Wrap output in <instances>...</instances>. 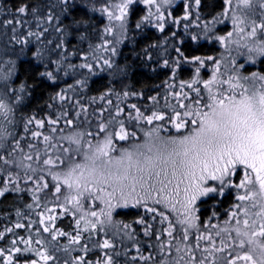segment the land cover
<instances>
[{
  "label": "trees",
  "instance_id": "16d2710c",
  "mask_svg": "<svg viewBox=\"0 0 264 264\" xmlns=\"http://www.w3.org/2000/svg\"><path fill=\"white\" fill-rule=\"evenodd\" d=\"M118 2L121 1L0 0V75L11 73L6 82L7 88L4 87L5 82L0 80V100L16 117V120L12 121L7 112L5 119L3 110H0V131L7 130V138L0 142V155H6L15 141L19 140L23 152L18 150L13 153V157L19 160L23 155H32L34 159L25 163H31L37 171L29 172V175H33L34 180L42 176L43 180H38L41 186L43 183L49 184L47 189L36 191L32 181L24 183L27 176L20 170L19 188L24 190L11 191L5 197H0V233L3 234L0 237V249L4 251V255L0 256V264H5L9 255L13 257V264L19 257H27L36 260L37 264H43L36 255L38 251L47 252L55 258L49 260L48 264H79L80 257L89 264H106L109 256L112 258V264H158L161 246L165 258L169 253L175 257V249L179 246L182 249L179 255L184 256L186 264H199L201 260L204 264H226L230 257L228 254L222 262L218 261L216 253L220 250L204 255L207 245L195 247L190 238L198 234L197 227L184 226L172 218L170 210L162 204H147L148 207H155L156 213L147 212L144 206L113 208L109 222L105 215L108 211L102 206L101 199L86 195L77 209L66 203V187H62L59 194L54 191L53 185L57 181L52 180L49 170L63 174L71 163L83 161L73 151V144H70L69 140L45 145V140H41L43 135L49 133L53 127L63 128V131L74 126L78 128L80 121L76 117L81 118L80 115L93 119L102 118L104 113L97 117L101 109L103 112L112 111L111 116L115 119L116 128L120 127L119 122H123L127 131L136 129L141 134L144 130L158 127L162 123L169 125L167 119L170 114H166L162 103L168 95L162 84L174 72L175 64L173 67L170 64L177 53L176 47L187 58L220 53V45L212 36L210 38L206 35L212 34L211 31H204L201 26L213 23L211 20L223 8L224 0H201L197 8L200 18V26L195 29L197 40L187 37L180 43L176 40L182 32L177 24L174 23L161 31L160 28L150 25L146 18H142L144 7L137 3L126 16V25L119 27L112 22V11L108 12V8ZM105 4L106 7H103ZM23 5L29 7L28 11L22 14L17 9ZM32 9L36 11L33 12ZM220 26L219 29L223 30V33L228 30L229 23L225 21ZM117 30L122 31L121 38L117 36L120 34ZM109 33L111 37L107 44L115 49L107 56L111 67L104 61L94 62L97 48L105 43V35H110ZM85 64L91 65V70L82 67ZM257 66L264 71V56L257 61ZM193 68L182 66L177 69L175 76L178 79L192 78ZM250 68L249 66L246 69ZM48 73H51V76ZM157 88H161V92L154 97ZM110 91L119 96L118 99L112 96L111 104L100 98L102 94ZM125 92L128 93L127 96L124 95ZM118 109L123 111H120L119 115ZM136 109L142 112L140 118H137V112H134ZM69 111L82 112L73 115ZM154 111L164 113L165 120L154 121L152 124L143 121L144 117ZM30 119L32 123H28ZM69 120L71 125L67 123ZM37 121L43 122V126L37 124ZM92 129L95 128L90 127L83 131L80 129L78 133L87 139L88 131ZM33 132H39L41 135L33 136ZM8 133L11 135H7ZM29 145L33 147L29 148ZM64 148L72 150L73 161L66 159ZM37 153L39 161L35 160ZM57 157L65 163L59 164ZM48 158L59 166L43 165L42 161ZM7 171L0 168V180L7 178ZM12 171L13 179H16L17 170ZM34 195L37 199H33ZM233 195L232 189H227L220 196L210 194L200 198L197 202L195 225H204L210 216L224 215V207L236 200ZM28 205L32 207L29 208ZM92 212L97 215L93 217ZM160 213H163V216ZM50 216L54 219L49 220ZM97 219L104 223H97L93 229L91 224ZM141 219L144 223L137 222ZM17 224L23 226L16 227ZM125 225L128 227L125 228ZM45 227H48L49 231L45 232ZM146 228L148 235L145 234ZM185 230L188 238L178 245L177 239L184 235ZM57 231L64 232L65 235H58L53 240L52 235ZM169 231L173 236L168 235ZM202 232L205 233V230ZM77 235L80 241L73 243L72 238ZM106 240L112 245L111 248L103 247ZM16 247L22 250L27 247L32 251L14 253ZM193 257L195 259H191Z\"/></svg>",
  "mask_w": 264,
  "mask_h": 264
},
{
  "label": "snow or ice",
  "instance_id": "6c2138e0",
  "mask_svg": "<svg viewBox=\"0 0 264 264\" xmlns=\"http://www.w3.org/2000/svg\"><path fill=\"white\" fill-rule=\"evenodd\" d=\"M168 2L169 0H162V3ZM132 3L133 0H124V3L118 5L117 7L121 15L116 16L115 19L122 20L126 14L125 9ZM145 3L154 5L157 3V0H145ZM194 3L199 6L201 0H194ZM225 3L231 4V0H225ZM240 4L244 8H249L252 5V0H240ZM28 7V5H23L17 11L22 14L26 13ZM260 7L264 8V0H261ZM32 11L35 12L36 10L32 9ZM159 11V6H157V12ZM224 15H227V13L225 12ZM164 19L165 17L162 13L157 17L158 21H163ZM183 19L187 20L188 15L185 14ZM9 23H12V21H9ZM173 23H179V21L175 20ZM233 23L243 24L245 21L234 16ZM137 27H139V24H137ZM159 27L163 31L164 25L159 24ZM243 30L242 28H237V31ZM258 30L261 38L259 42L255 41V39L253 40L254 46L249 47L248 52L264 56V22L257 24L255 20H252L251 31L248 33V36L251 38L257 37ZM29 34L31 35V33ZM231 35L232 33L229 32L228 36L230 37ZM193 39H196V37H193ZM218 39L221 43L225 40L224 37H219ZM245 46L247 47V45ZM114 51L115 49H113ZM177 52L183 58L184 54L180 52L179 48H177ZM207 59L212 60L213 58L208 57ZM104 63L111 67L109 61L105 60ZM165 63L167 64V61ZM191 63L197 65L195 73L199 76L200 69L205 65V61L201 57L196 56L192 58ZM177 66H179V61H177ZM82 67L91 70V65L85 64ZM48 75L51 76V73H48ZM10 76L11 73L0 75V80L5 82L4 87L6 88L8 87L6 82ZM239 79L241 78L230 77L229 81L225 82L230 83L232 88L239 87L241 91L238 94L222 97L212 94V85L216 83L215 74L212 79L204 81L203 86L208 90V99L211 101L204 104V107L208 109L207 111L199 107L193 108L183 103L180 104V108L184 109L183 112L173 110L174 115L169 116L168 120L177 132L182 128H190V132L187 135L169 137L167 140L156 137L155 140H148L134 145L131 151L123 149L119 156L113 157L110 153L115 151L113 147L114 139L126 141L130 136L134 137L135 133L127 132L123 122H119L120 129L118 132L109 131L108 126L111 124V121L101 123L99 125V133L104 134L103 141L98 143L95 148H93L91 143L87 145V150H83V162L71 163V166L63 174L59 172L52 173L49 170L52 180L57 181L53 185L55 193H61L62 187H66L68 194L65 196V201L77 207V209L81 206V199L86 195L95 199H104V196H106L107 199H104V202L109 211L105 215L110 222L112 217L111 210L117 206L112 204V200L117 199V192L119 193L118 205H120V202H123L121 206L128 207L129 200H132V207L144 206L147 212L156 213L157 209L155 207H148L147 201L153 199L156 205L164 203L165 197L162 194L172 184L173 180H176L175 188L177 194L179 193V185L181 183L185 184L183 189L185 199L182 202L185 212L184 219L180 223L193 227L195 226L194 221L197 219L194 215L196 211L194 207L195 201L210 194H223V186L229 185L231 177L237 171V167L243 166L245 169H251V172L255 173V177L251 178L249 173L245 171L244 178L236 186L245 188L246 191L244 195L238 196V199L244 201L253 200L255 197H258L261 201H264V88L257 90L253 87L250 91L238 83ZM242 79L247 80L249 78L243 77ZM252 79L254 81L256 79L264 81V75L257 76L256 73H253ZM233 80H236L237 83H231ZM196 83H199V81L193 79L187 86L191 89ZM21 90H23V87ZM193 91L196 92L197 97H200L199 88H194ZM124 95L127 96L128 93L125 92ZM184 96L187 98V93ZM194 103L198 106L200 99H196ZM131 107L136 108L135 105H131ZM0 110H3L2 114L7 119L9 109L2 100H0ZM120 111L122 109L117 110V115H119ZM136 111L137 118H140L142 114L139 112V109H136ZM144 119L148 124H152L154 120H165V116L152 112L151 115L144 117ZM28 123H32V120L30 119ZM52 123H55V121H52ZM67 123L71 125L72 122L69 120ZM37 124L41 127L43 126V122L41 121H37ZM193 125L195 127H192ZM152 131L157 132L158 129L154 128ZM6 132V129L0 131V142H3L7 138ZM7 135L11 134L8 133ZM32 135L39 136L41 134L33 132ZM88 135H91V133H88ZM148 136L151 137L152 133H148ZM48 139L49 137H44L45 141ZM68 140L70 144L77 145L75 149L76 153H81V134L76 133L74 136L68 137ZM32 147V145H29V148ZM18 150L23 152V149L20 148L19 140H16L6 155H0V168L8 170L7 178L0 180V185H2L0 186V197H5L11 191L19 192L24 190L19 188L20 170L27 176V180L24 183L32 181L35 184L36 191L49 187L48 183H43L41 186L38 182V180H43L42 176L34 180L33 175H29V172L36 173L37 171L32 167L31 163H25V161H32L34 159L32 155H23L19 160L13 157V153ZM63 151L67 153L66 159L68 161L74 160L73 152L70 148H64ZM39 159V153H37L35 160L39 161ZM57 161H59V164L65 163L60 157H57ZM42 163L47 166H59L51 158L44 159ZM13 169L17 170L15 171L16 179H13ZM169 169L171 170L170 174ZM209 180L217 181L221 187L205 186ZM157 184L160 185L159 188L156 187ZM9 185H11V188H9ZM73 192L75 195H72ZM101 193L104 196L99 195ZM153 193L156 194L155 198L153 197ZM33 199H37V197L34 195ZM28 207L31 208L32 206L28 205ZM252 207H257V204L253 203ZM260 209L259 212L253 214L261 218L262 222L258 226L255 219L250 224L246 218L243 220V229L240 227L234 229L237 238H239L238 247L243 249L247 245L248 250L243 255L236 254L232 256L227 261V264H237V261H245L248 264H264V240L257 239V237L264 238V203L260 204ZM67 210L65 209V211ZM91 215L95 217L97 213L92 212ZM160 215L163 216V213H160ZM232 215L235 217L236 213ZM248 215V211L245 210L244 216L247 217ZM53 219L54 217H49V220ZM164 219H167V217H164ZM137 222L144 223L143 219ZM97 223L102 225L104 221L97 219L96 222L91 224V227L95 229ZM236 224L240 225L241 221L236 220ZM22 226L20 224L16 225V227ZM124 227L127 228L128 225ZM86 230L87 228H85ZM7 231H11V229H7ZM44 231H49V228L45 227ZM224 231H227V229H224ZM145 234H149L147 228L145 229ZM2 235L0 233V237ZM58 235L63 236L65 233L57 231L53 233L52 239L55 240ZM168 235L171 237L173 233L169 231ZM187 238V231L185 230L184 235L177 239V244L179 245ZM79 241V235L72 238L73 243H79ZM22 242L26 244L30 243V241ZM13 244H15V241H13ZM103 247L111 248L112 245L106 240ZM13 251L14 253H22L30 252L32 249L26 247L22 250L16 247ZM181 251L182 249L177 246L175 249L177 255L173 257L169 253L167 258H165L163 246H161V258L158 264H186L184 256L179 255ZM220 251H223V249H220ZM3 255L4 251L0 249V256ZM36 255L40 257L43 264H48L49 260L55 259L47 252L38 251ZM5 264H13L12 255L8 256ZM15 264H37V261L27 257H19L16 259ZM79 264H89V262L80 257ZM106 264H112L110 256ZM199 264H204V261H199Z\"/></svg>",
  "mask_w": 264,
  "mask_h": 264
},
{
  "label": "rangeland",
  "instance_id": "374dc122",
  "mask_svg": "<svg viewBox=\"0 0 264 264\" xmlns=\"http://www.w3.org/2000/svg\"><path fill=\"white\" fill-rule=\"evenodd\" d=\"M121 2H118L114 4L112 7L108 8V12H111L113 14V21L114 23L118 24L119 27L125 26V19L128 15L129 11L131 10L132 6L137 3L144 7V12L142 15V18H146V21L156 27L160 28L159 24H163V29H166L168 26L173 25V21L178 20L179 23L177 24V27L181 29L182 35L177 38V42H182L185 38L190 37L192 40L193 37H196V28L200 26V18L197 14V8L198 6L194 3V0H169L168 3H162V0H157V3L154 5H150L145 3V0H133V3L128 6L127 9H125L126 14L123 16L122 20L115 19L116 16L121 15L118 5L124 3V0H120ZM94 2V1H93ZM225 2V0H224ZM261 0H252V5L249 8H244L242 4H240V0H231V4L225 3L223 8L220 12L215 14V17L212 18L211 21L213 23L209 26H204V24L201 26L202 30L204 31H211L212 34H206L207 37L212 36V39H214L219 45H220V53L210 54V55H199L204 61L205 65L201 67L199 76L195 73V67L197 65L191 63L192 58L196 57H184L181 58L180 54L177 52L175 54V57L173 56L171 66L174 65V72L172 75H170L167 79H165L164 83L162 84V87L166 89V94L168 97L165 99V102H162L164 105V109L166 111V114L174 115V111H180L183 112L184 109L180 108V104L183 103L185 105H189L190 107L196 108L199 107L204 111H207L208 109L204 107L205 103H210L211 101L208 99L209 93L208 90L204 88L203 82L206 80L212 79L213 75L216 76V83L212 85V94L218 95V96H228V95H234L238 94L241 89L239 87L232 88L230 83H226L225 81H229L230 77H240L238 83L242 84L245 88H248L250 91L253 87L255 89L260 90L264 88V81H260L259 79H256L255 81L252 79L253 73H256L257 76L264 75V71H261L259 67L257 66V61L260 60L261 55H256L255 53H249L248 48L253 47V40L259 42L261 35L258 30L257 37L251 38L248 36V33L251 31V21L255 20L257 24H260L261 22H264V8L260 7ZM157 6H159L160 11L157 12ZM103 7H106V4L103 5ZM196 9V11H195ZM117 10V12H115ZM227 13V15H224V13ZM151 13V15H150ZM163 14L165 19L163 21H158L157 17L160 14ZM185 14L188 15V19L185 20L183 17ZM239 17L240 19H243L245 23L243 24H234L233 23V17ZM225 21L229 23L228 30L223 32V30L219 29ZM187 24V26H185ZM118 27V28H119ZM244 29L243 31H237V28ZM118 31V30H117ZM115 32V31H114ZM120 34H117L119 38H121L122 31H118ZM203 32V31H202ZM231 32L232 35L229 37L228 33ZM110 35H105V43L100 45L97 48V51L95 53L96 58L94 59V62H103L105 60L108 61L107 56L111 55L113 52V49L107 44V42L110 40ZM204 36V34H203ZM205 37V36H204ZM219 37H224L225 40L223 43L218 39ZM112 45V44H111ZM247 45V47L245 46ZM178 47H176L177 49ZM177 51V50H176ZM208 57H212V60H208ZM177 61H179V66H177ZM254 61V62H253ZM218 62V64H217ZM182 66H191L194 67V74L192 75V78H182L178 79L177 76H175V72H177V69H179ZM242 66V67H241ZM251 67L249 70L246 69L247 67ZM218 68V71H217ZM243 77H248L249 79L245 80L242 79ZM193 79H197L199 83H196L193 85V88H189L187 86L188 83H190ZM122 79H120L121 81ZM231 83H237L236 80H233ZM194 88L200 89V97H197V94L195 91H193ZM161 88H157L156 92L154 94L155 96H158L161 92ZM187 93V98H185L184 94ZM112 96H114L115 99H118V95L114 92H106L100 96V98H103V101H106V103L112 102ZM196 99H200V104L197 106L194 102ZM160 109V108H158ZM74 110V107H73ZM102 111V112H101ZM99 111V114L97 117H100L102 113H104L102 118H88L85 115H80L81 118L76 117L80 121V126L76 128V126L64 129L59 127H53V129L43 135L44 137L47 136L49 139L45 141V145L51 144V143H58V142H64L65 140H68V137L73 136L75 133L80 132L79 130H87L90 127H94L95 129H92L88 131V133H91L87 139H84L81 136V153L77 154L75 149L77 148V145L72 146L73 151L80 156L81 161H83V150H87V145L91 143L93 148L98 143H101L104 138L103 133H99V125L101 123H107L108 121H111V124L108 126L109 131H116L118 132L120 127L116 128L115 119L111 116L112 111H105L101 109ZM162 111H164L162 109ZM13 111H8L10 115V119L12 121L16 120V117L12 114ZM73 115L79 114L82 111H69ZM123 112V111H122ZM137 112V111H134ZM158 114L164 115V113H159L157 111H154ZM63 113V112H62ZM142 113V112H141ZM151 115V114H150ZM143 121H146L143 119ZM157 121V120H154ZM153 121V122H154ZM167 122L169 125H166L165 123H162V125L158 127H150V130H144V132H137L135 129H131V131H126L129 133H135V136H130L128 140L126 141H120L115 140L113 141V147L115 148V151L111 152L110 155L113 157H117L120 155V152L123 149H128L129 151L132 150V147L136 144L143 143L148 140H155L156 137L162 138L164 140H167L169 137H178L181 135H187L190 132V128H182L179 132L173 127L172 123L167 119ZM114 124V125H113ZM164 124V125H163ZM192 127H195L194 125ZM116 128V129H114ZM154 128H157V132H153L152 130ZM114 129V130H113ZM99 133V134H98ZM148 133H152V136H148ZM44 137L41 138V140H44ZM64 156V154H62ZM169 169V174H170ZM245 171H247L251 178L255 177V173L251 172V169H245L243 166H238L236 173L231 177V183L229 185L223 186V193L227 191V189H232L234 195L233 197L236 199L234 202L231 201L224 207V215H213L210 216L206 221L205 224H199L195 225L197 222V219L194 221L195 227L198 229V234L191 236V240L195 247L205 246L204 248V255L207 253H210L211 251H219L221 248L223 251L217 252V257L219 258L218 261L222 262L224 257H228V254L230 255V260L232 257L236 254L243 255L247 250L248 246L245 245V248L241 249L238 247L239 244V238L236 236V232L234 229L236 227H240L243 229V220L248 219L249 223L251 224L252 220L255 219L257 222V226L259 225L261 221L260 217L254 216V213L259 212L260 204L264 203V201H261L258 197H255L253 200H244L240 201L238 199V196L244 195L246 189L245 188H239L236 185H239L241 180L244 178ZM177 181L173 180L172 184L169 185L165 192L162 194L165 197L164 203H161L166 207V209H169V214L177 221H181L184 219V212L185 209L182 206V202L184 201V187L185 184L181 183L179 185V193L177 194L175 185ZM186 183V182H185ZM205 186H214V187H221L217 181H207V184ZM157 188L160 187L159 184L156 185ZM95 192V190H93ZM110 191V189H109ZM101 196H104L103 193L99 194ZM219 196L222 194H218ZM156 194L153 193V197L155 198ZM117 199L112 200L113 205H117L114 208L123 207L121 206L123 202H120V205L117 204V201L119 199V193H116ZM203 198V197H201ZM104 199H107L106 196H104ZM104 199H101L103 201V205L105 210L109 211L106 203L104 202ZM199 200V199H198ZM195 201V217L197 218V202ZM234 200V199H233ZM133 203L132 200H129L128 204L131 206ZM256 203L257 207L253 208L252 204ZM147 204H154L153 199H149L147 201ZM174 205V207H173ZM239 205V207H237ZM128 206V207H129ZM125 208V207H124ZM247 210L249 215L247 217L244 216V211ZM236 213V216L234 217L232 214ZM221 214V212L219 213ZM236 220H240L241 224L237 225ZM184 226H188L187 224H183ZM224 229H227V231H224ZM205 230V233L202 232ZM258 230V227H257ZM226 233V234H225ZM221 237V238H217ZM196 239V240H193ZM258 240H264V238L257 237ZM200 251V250H199ZM198 252V251H197ZM201 252V251H200ZM199 253V252H198ZM202 253V252H201ZM227 260V261H228ZM226 261V264H227ZM237 264H248V262L245 261H237Z\"/></svg>",
  "mask_w": 264,
  "mask_h": 264
}]
</instances>
